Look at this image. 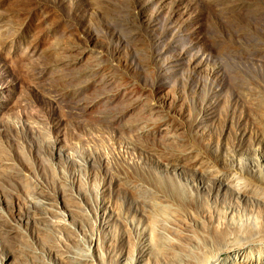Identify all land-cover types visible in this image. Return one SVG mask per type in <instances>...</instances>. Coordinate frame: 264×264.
Listing matches in <instances>:
<instances>
[{"label": "rangeland", "instance_id": "obj_1", "mask_svg": "<svg viewBox=\"0 0 264 264\" xmlns=\"http://www.w3.org/2000/svg\"><path fill=\"white\" fill-rule=\"evenodd\" d=\"M258 185L264 0H0V264L210 256Z\"/></svg>", "mask_w": 264, "mask_h": 264}, {"label": "bare ground", "instance_id": "obj_2", "mask_svg": "<svg viewBox=\"0 0 264 264\" xmlns=\"http://www.w3.org/2000/svg\"><path fill=\"white\" fill-rule=\"evenodd\" d=\"M232 177L239 181L245 179L242 175H238L235 171H232ZM259 191H264L263 186H256ZM172 213L177 210L171 209ZM183 212V211H182ZM170 215H172L170 213ZM173 216V215H172ZM197 224L190 225V231L184 234L179 228L170 227L167 232L172 237L161 238L160 247L154 248V255L159 254L161 258L158 263L154 264H261L259 261L260 255L264 254V222H258L257 220L240 221L237 225H233V229L228 231L226 227L218 228L217 225L211 226L214 229L213 235L218 238L215 244V250L212 249V254L207 256L205 253L194 252L184 244L188 238V234L195 235L196 229L194 227ZM244 237H251L253 239V246L250 249V253L233 252L226 256L225 259H218V254L226 249H232L237 246L240 240H244ZM210 252V253H211ZM130 264H137V261L129 260ZM264 264V263H262Z\"/></svg>", "mask_w": 264, "mask_h": 264}]
</instances>
